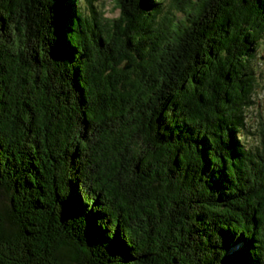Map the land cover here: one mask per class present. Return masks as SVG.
Returning <instances> with one entry per match:
<instances>
[{"label": "trees", "instance_id": "obj_1", "mask_svg": "<svg viewBox=\"0 0 264 264\" xmlns=\"http://www.w3.org/2000/svg\"><path fill=\"white\" fill-rule=\"evenodd\" d=\"M98 1L0 0V264H264V0Z\"/></svg>", "mask_w": 264, "mask_h": 264}, {"label": "rangeland", "instance_id": "obj_2", "mask_svg": "<svg viewBox=\"0 0 264 264\" xmlns=\"http://www.w3.org/2000/svg\"><path fill=\"white\" fill-rule=\"evenodd\" d=\"M170 0H165V3L169 4ZM100 9H103L105 12V17L109 18H117L120 15V10L115 7L114 0H99L98 1ZM178 14V13H177ZM181 16V14H178ZM258 69L260 70V73L264 72V38L263 41L259 47L258 51ZM256 102L259 105V108L250 109L248 112V122L251 129V132L255 133V136L253 134L252 137L249 135L246 136V144L248 146L254 147L256 144V141L254 140V137H257L259 139V134L262 129L261 121H264V88L261 86L256 91L255 95Z\"/></svg>", "mask_w": 264, "mask_h": 264}]
</instances>
